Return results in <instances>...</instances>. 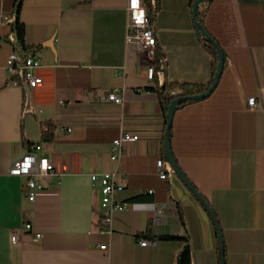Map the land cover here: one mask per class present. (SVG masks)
<instances>
[{"label":"crops","instance_id":"crops-1","mask_svg":"<svg viewBox=\"0 0 264 264\" xmlns=\"http://www.w3.org/2000/svg\"><path fill=\"white\" fill-rule=\"evenodd\" d=\"M15 1L0 0V264H181L186 246L193 264H220L215 217L170 163L154 90L212 77L191 0L159 2L154 33L167 69L157 79L148 78L145 57L127 49L128 0H24L26 44L42 45L26 52L41 58L43 78L29 90L11 84L5 69L16 51ZM204 24L227 63L210 96L175 111L171 148L216 213L226 264H264V0H214ZM112 93L122 102L109 99ZM252 96L256 109L248 107ZM43 123L52 124L51 142L42 140ZM125 132L140 138L118 165L112 141ZM37 143L51 153L55 172L39 177L43 188L29 201L23 179L9 171ZM104 172L117 173L124 188L114 198L129 203L114 213L111 233L101 231V186L91 178ZM26 223L32 229L13 242L12 232ZM142 237L157 244L143 246Z\"/></svg>","mask_w":264,"mask_h":264},{"label":"built area","instance_id":"built-area-1","mask_svg":"<svg viewBox=\"0 0 264 264\" xmlns=\"http://www.w3.org/2000/svg\"><path fill=\"white\" fill-rule=\"evenodd\" d=\"M128 32L126 36V46L129 51H133L143 55L146 59V72L148 78H153L154 66L153 60L155 56V46L157 37L155 31V21L152 22L149 18V7L146 0H128ZM41 66V58L37 55L21 56L17 51H13L8 57L5 65L6 71L12 76L10 82L13 85H28L29 88H36L43 84V78L38 74V69ZM109 99L121 103L122 98L112 93ZM259 106V101L256 96L249 97L248 107L256 109ZM140 136L137 133L125 132L112 141L110 159L121 164L127 156V147L138 141ZM158 174L160 178H167L166 172L163 170V160H157ZM55 172V165L51 153L45 150L41 143L32 144L22 156L15 159L9 173L23 179L24 197L29 201H34L38 193L42 190V184L39 177L49 175ZM91 178L94 182H98L101 186L102 200L101 206L103 213L100 218L101 231H113L112 222L113 215L117 211H123L129 208V203L118 202L114 198V193L117 190L124 188V184L117 178L116 172L92 173ZM144 193H153V189H146ZM156 220H159L163 212L162 207L156 208ZM32 224L25 225L15 229L12 232L11 239L17 242L19 234L23 230H31ZM36 237H41V233H36ZM157 239L140 238V244L156 245ZM106 245L101 248L106 249Z\"/></svg>","mask_w":264,"mask_h":264},{"label":"trees","instance_id":"trees-1","mask_svg":"<svg viewBox=\"0 0 264 264\" xmlns=\"http://www.w3.org/2000/svg\"><path fill=\"white\" fill-rule=\"evenodd\" d=\"M24 0H16L14 4V15L15 19L12 22V41L14 43L15 50L21 54L22 52L26 53L30 49L32 51L40 50L42 49V45H39L36 47L34 46H28L26 44L25 39V24L21 20V8L22 3ZM196 0H191V7L192 11L194 10V3ZM159 2L160 0H146V3L149 7V18L152 22L156 20L158 11H159ZM214 2V0H202L198 6L197 14H196V24L205 27V18L206 13L208 10V6L211 5ZM198 36L200 38V41L202 44L206 47L208 52L212 55L213 61H212V77L210 81L207 83H199V82H166L161 88H154V90L158 93L160 106L164 114L165 124L167 123V113L169 110V107L172 103V101L177 100L176 104V110L182 109L185 106H187L190 103L197 102L203 99L200 98H194V96L199 95L203 92H205L213 83L218 64H219V52L216 47V44H219L218 41L215 39V37L210 33V37L204 36L200 31H198ZM220 45V44H219ZM221 46V45H220ZM223 50V48H222ZM224 52V50H223ZM29 55L28 53L25 54ZM225 56V65L227 63V57L224 52ZM153 66H154V72H153V78L157 79L158 75L162 72H164L167 69V60L165 57L164 52L162 51L161 47L158 44V41L156 42L155 46V56L153 60ZM206 99V98H205ZM172 130V128H171ZM42 140L44 142H51L54 140V133L52 130V124L51 123H43L42 124ZM149 194V193H145ZM202 197V195H201ZM202 201L205 205L208 206V208L212 211V214L215 217V221L219 224V220L216 216V213L214 209L211 207L209 202L202 197ZM220 226V224H219ZM221 228V227H220ZM163 238L167 239H181L179 235H166L163 236ZM222 251L224 253V262L226 264L225 260V247H220V253H221V259L220 264L222 260ZM178 261L181 264H193L191 259V250L189 246H186L178 256Z\"/></svg>","mask_w":264,"mask_h":264},{"label":"water","instance_id":"water-1","mask_svg":"<svg viewBox=\"0 0 264 264\" xmlns=\"http://www.w3.org/2000/svg\"><path fill=\"white\" fill-rule=\"evenodd\" d=\"M202 0H196L194 3V10H193V18H194V22L196 21V14H197V10H198V6L200 4ZM195 26L196 29L198 31H200L204 36L206 37H210V32L203 26H200L198 24H196L195 22ZM46 45H52V40H49L46 42ZM216 47L218 49L219 52V64H218V68H217V72L214 78V81L212 83V85L203 93L194 96V98H200V99H205L208 96H210L214 90L216 89V87L219 84L220 78L223 74L224 68H225V56H224V52L222 50V47L219 44H216ZM26 89L29 90V86L25 85ZM176 104H177V100L172 101L168 113H167V123H166V134H165V146H166V151H167V156L170 160V163L172 164L174 170L186 181V183L191 187L192 191L200 198L201 194L196 190V188L186 179V177L184 176V174L182 173V171L180 170L176 159L174 157L172 148H171V128H172V124H173V118H174V114L176 111ZM207 208L208 206L205 205ZM208 210L212 213V211L208 208ZM216 226H217V230H218V234H219V238H220V242H221V247H223L224 245V241H223V236H222V229L220 228L219 224L216 222ZM221 264H225L224 262V253L222 251V260H221Z\"/></svg>","mask_w":264,"mask_h":264},{"label":"rangeland","instance_id":"rangeland-1","mask_svg":"<svg viewBox=\"0 0 264 264\" xmlns=\"http://www.w3.org/2000/svg\"><path fill=\"white\" fill-rule=\"evenodd\" d=\"M218 2H221V0H218Z\"/></svg>","mask_w":264,"mask_h":264}]
</instances>
